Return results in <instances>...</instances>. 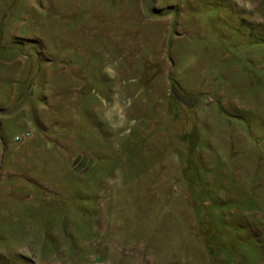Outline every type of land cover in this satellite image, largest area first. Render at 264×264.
I'll return each mask as SVG.
<instances>
[{
  "label": "rangeland",
  "instance_id": "rangeland-1",
  "mask_svg": "<svg viewBox=\"0 0 264 264\" xmlns=\"http://www.w3.org/2000/svg\"><path fill=\"white\" fill-rule=\"evenodd\" d=\"M0 264H264V0H0Z\"/></svg>",
  "mask_w": 264,
  "mask_h": 264
}]
</instances>
